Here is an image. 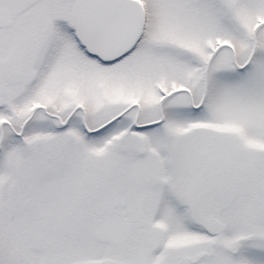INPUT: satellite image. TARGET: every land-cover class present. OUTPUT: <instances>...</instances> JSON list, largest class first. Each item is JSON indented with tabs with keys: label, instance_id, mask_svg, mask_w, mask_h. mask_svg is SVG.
Returning a JSON list of instances; mask_svg holds the SVG:
<instances>
[{
	"label": "snow or ice",
	"instance_id": "obj_1",
	"mask_svg": "<svg viewBox=\"0 0 264 264\" xmlns=\"http://www.w3.org/2000/svg\"><path fill=\"white\" fill-rule=\"evenodd\" d=\"M0 264H264V0H0Z\"/></svg>",
	"mask_w": 264,
	"mask_h": 264
}]
</instances>
